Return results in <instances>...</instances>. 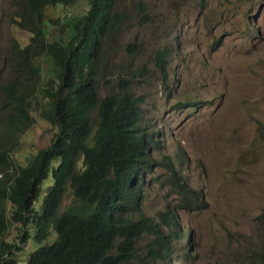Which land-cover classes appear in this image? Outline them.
Wrapping results in <instances>:
<instances>
[{
	"label": "trees",
	"instance_id": "16d2710c",
	"mask_svg": "<svg viewBox=\"0 0 264 264\" xmlns=\"http://www.w3.org/2000/svg\"><path fill=\"white\" fill-rule=\"evenodd\" d=\"M77 1L20 0L11 14L13 26L30 37L22 49L13 43L12 78L0 84V105L8 110L0 120V264H173L184 250L181 230L173 229L175 213L164 209L150 218L140 208L145 175L156 163L155 131L144 114L147 99L132 95L128 85L146 69L121 66L112 84L117 69L106 65L127 15H116L115 0H86L85 13L64 21L67 37L46 42L55 23L46 10ZM133 12L150 21L145 3ZM124 52L135 57L139 50L129 42ZM168 54L153 56L165 83ZM43 55L53 70L46 80L35 64ZM34 114L50 135L19 164L13 156ZM179 194L186 205L191 195ZM14 225L20 243L30 247L26 253L4 240ZM257 257L249 264H264V255Z\"/></svg>",
	"mask_w": 264,
	"mask_h": 264
},
{
	"label": "rangeland",
	"instance_id": "374dc122",
	"mask_svg": "<svg viewBox=\"0 0 264 264\" xmlns=\"http://www.w3.org/2000/svg\"><path fill=\"white\" fill-rule=\"evenodd\" d=\"M17 3L0 0V73L9 78L13 66L2 60L9 41L17 38L23 48L29 39L11 23ZM140 3L147 5L149 22L133 12ZM86 9V0L48 8L46 18L55 23L47 27L46 42L58 35L66 38L64 21ZM114 10L127 20L121 19L107 54L106 65L117 69L112 84L121 66L146 69L128 89L147 99L144 114L158 145L154 156L172 160L186 187L197 193L194 210L178 212L192 245L173 256L175 264H249L264 255V0H115ZM129 42L137 45L135 57L124 52ZM159 49H169L166 85L152 67ZM35 64L45 80L53 77L47 56ZM6 112L0 105V120ZM34 117L15 149L19 164L50 135L46 123L38 114ZM146 193L143 211L150 217L178 204L173 186L153 182ZM67 197L69 204L70 193ZM20 234L21 229L11 226L4 240L16 242L26 253L30 247L20 243Z\"/></svg>",
	"mask_w": 264,
	"mask_h": 264
},
{
	"label": "clouds",
	"instance_id": "9594fccd",
	"mask_svg": "<svg viewBox=\"0 0 264 264\" xmlns=\"http://www.w3.org/2000/svg\"><path fill=\"white\" fill-rule=\"evenodd\" d=\"M18 4L20 5V0H18ZM17 9L18 8H16V10ZM21 18H23V15L21 16ZM14 28H17V27H14ZM22 30L26 34H28L29 37H30V34L27 33L28 31H26L24 29H22ZM9 42H10V45L6 47V55L2 59V60H6L7 62H9V60L12 57V54H13V49L11 50V47H12L13 43L18 42V39L17 38H12ZM26 43H27L26 45L29 44V39H28V41ZM17 47L22 49V47H20L19 43H18ZM156 51H161V50L159 49V50H156ZM168 51H169V49H168ZM154 55H155V53H154ZM152 67L155 69L156 72H158L157 69L154 66V62L152 64ZM0 76H1L0 78H1V83H2L4 77L1 75V73H0ZM167 79L168 80L165 83L162 80V77H161L162 83L164 85L168 84V82H169V73H168ZM168 91H170V90H168ZM192 103H194V102H192ZM175 104H177V106H179V107L182 108V106H181L182 103L181 102H176ZM153 137H154V134H153ZM154 143H155V141H154ZM155 146L156 147L153 150H151V156L156 161V163H155V166L152 169V172L148 171L146 173V175H145V183H144V187L142 188V201H141V204H140V208H141V211L143 212V214L146 215V216H148L143 211V204H144L145 198L147 197V193L146 192L150 189V187L152 186L153 182L155 183V185H159V184L164 183L165 186H173L176 189V192L179 195V198L181 197V195L179 194L181 190L183 192H187L189 195H191V199L188 200L189 202L186 205H181L179 203V199H178V204H175V205L178 206V207H181V208H177L176 206H168V205H166L162 209V210L167 209V210H169L170 213L171 212L175 213V215H174V226H173V229L174 230L175 229H180L181 230V235L184 238H181L180 241H183L184 251H187L190 248V246L192 245V243H191L192 241H190L191 237H190L189 233L184 234L183 231H182V226L180 225V223L178 221V212L179 211H190V210L193 211L194 210L193 206L197 202V193H195V191H192V190H190L189 188L186 187V185L182 181V178L180 177L181 172H180L179 168L178 167H175L173 165L172 160H168V159H166V157H161V159H159V160H157L155 158L154 155H155L156 152H158V147H157L158 145H156V143H155ZM156 169H159L160 170V173L159 174L156 172ZM163 170L166 173V177H162ZM171 180H173L175 182V184H171L170 183ZM161 211L157 212L154 217H150V216H148V217H150V218H156V216L158 215V213H161ZM185 239H187L188 241H184ZM172 260H173V264H175L173 258H172Z\"/></svg>",
	"mask_w": 264,
	"mask_h": 264
},
{
	"label": "bare ground",
	"instance_id": "6f19581e",
	"mask_svg": "<svg viewBox=\"0 0 264 264\" xmlns=\"http://www.w3.org/2000/svg\"><path fill=\"white\" fill-rule=\"evenodd\" d=\"M168 56H169V54H168ZM168 56H167V58H168ZM168 65H169V63L167 61V71H168ZM168 73H169V71H168ZM160 77H161V74H160Z\"/></svg>",
	"mask_w": 264,
	"mask_h": 264
}]
</instances>
